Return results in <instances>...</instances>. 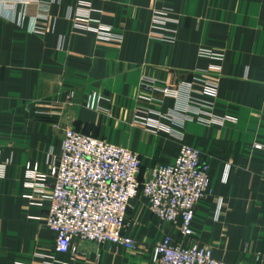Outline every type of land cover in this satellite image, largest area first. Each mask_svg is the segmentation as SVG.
<instances>
[{
	"label": "crops",
	"instance_id": "0c3cea01",
	"mask_svg": "<svg viewBox=\"0 0 264 264\" xmlns=\"http://www.w3.org/2000/svg\"><path fill=\"white\" fill-rule=\"evenodd\" d=\"M196 108L226 119L203 122ZM66 129L138 154L139 181L181 145L199 149L209 187L193 234L157 220L139 194L122 231L133 249L73 239L74 253H54L44 218ZM0 165V264H156L166 235L264 264V0H0Z\"/></svg>",
	"mask_w": 264,
	"mask_h": 264
},
{
	"label": "built area",
	"instance_id": "2783aa9c",
	"mask_svg": "<svg viewBox=\"0 0 264 264\" xmlns=\"http://www.w3.org/2000/svg\"><path fill=\"white\" fill-rule=\"evenodd\" d=\"M27 3L19 1L7 5L15 9L17 4ZM65 17L85 29L88 26V17L73 16L71 8L67 9ZM98 32L114 39L104 27ZM200 88L201 95L212 98L217 95L214 83L202 81ZM195 114L208 123H222L226 119L200 108H196ZM148 121L147 113L138 112L135 116L136 123L145 125ZM156 127L171 134L170 129L157 123ZM253 148L259 150L262 146L255 144ZM2 167L0 165V172ZM140 168L141 160L132 151L72 129L64 130L60 151L51 163L53 184L44 218V225L52 233L54 253H74L73 239L133 249L134 240L125 237L122 231L129 203L139 194L157 220L174 225L179 219L181 235L191 236L196 206L209 187V165L201 159L199 149L181 145L173 161L155 165L143 181H139ZM26 169L29 171L30 166L26 165ZM31 172L36 173L37 166H33ZM218 217L217 210L215 218ZM153 253L156 264H232L215 259L208 246L178 245L168 235L154 245Z\"/></svg>",
	"mask_w": 264,
	"mask_h": 264
}]
</instances>
